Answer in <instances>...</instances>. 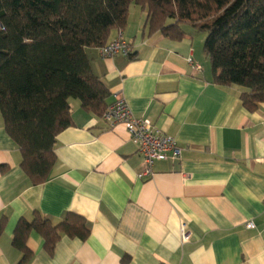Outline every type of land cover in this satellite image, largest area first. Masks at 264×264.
<instances>
[{
    "label": "crops",
    "instance_id": "crops-1",
    "mask_svg": "<svg viewBox=\"0 0 264 264\" xmlns=\"http://www.w3.org/2000/svg\"><path fill=\"white\" fill-rule=\"evenodd\" d=\"M146 22L133 4L122 29L132 57L87 55L110 92L107 108L122 95L137 118L177 141L181 159L158 161L152 178H139L143 157L126 128H110L72 99L74 125L57 137L56 165L33 185L0 112V264L19 263L14 233L36 211L55 224L77 214L91 232L86 241L63 235L53 254L33 232L29 264H264V103L250 111L243 88L213 83L206 36L184 27L188 36L173 40L150 34Z\"/></svg>",
    "mask_w": 264,
    "mask_h": 264
},
{
    "label": "trees",
    "instance_id": "trees-1",
    "mask_svg": "<svg viewBox=\"0 0 264 264\" xmlns=\"http://www.w3.org/2000/svg\"><path fill=\"white\" fill-rule=\"evenodd\" d=\"M133 4L147 12L150 34L181 40L189 27L206 35L213 83L243 88L250 111L264 103V0H0V112L33 185L49 180L57 137L74 125L70 101L87 113H105L110 92L93 73L87 49L103 48L112 31L124 29ZM33 232L53 254L63 235L86 241L91 230L77 214L55 224L36 211L15 230L18 264L33 259Z\"/></svg>",
    "mask_w": 264,
    "mask_h": 264
},
{
    "label": "built area",
    "instance_id": "built-area-1",
    "mask_svg": "<svg viewBox=\"0 0 264 264\" xmlns=\"http://www.w3.org/2000/svg\"><path fill=\"white\" fill-rule=\"evenodd\" d=\"M101 51L102 57L105 59H112L118 55L132 57L134 54L133 45L124 39L122 30L119 31L118 39L106 44L101 48ZM189 63L194 70H202V67L196 64L193 59H189ZM103 118L110 128L123 125L131 140L138 146L139 153L143 157V169L138 176L139 178H152L155 163L158 161H178L181 159L183 150L177 141L162 134L150 120L137 118L122 95H116L115 101L108 106ZM247 228L255 229V224L249 222ZM182 240L183 242L190 240L185 224L182 226Z\"/></svg>",
    "mask_w": 264,
    "mask_h": 264
},
{
    "label": "rangeland",
    "instance_id": "rangeland-1",
    "mask_svg": "<svg viewBox=\"0 0 264 264\" xmlns=\"http://www.w3.org/2000/svg\"><path fill=\"white\" fill-rule=\"evenodd\" d=\"M192 30H193V29H192ZM196 34H197V33H196ZM204 36H206V35H204V34H203V35H201V37H202V38H204Z\"/></svg>",
    "mask_w": 264,
    "mask_h": 264
}]
</instances>
